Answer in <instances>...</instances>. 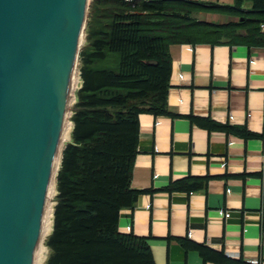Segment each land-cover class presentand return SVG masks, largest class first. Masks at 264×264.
<instances>
[{
    "label": "crops",
    "instance_id": "1",
    "mask_svg": "<svg viewBox=\"0 0 264 264\" xmlns=\"http://www.w3.org/2000/svg\"><path fill=\"white\" fill-rule=\"evenodd\" d=\"M169 52L168 113L139 116L131 186L145 191L121 210L118 229L144 237L155 264H264V44L174 43ZM189 177L210 179L197 190L170 189ZM195 245L208 247V257Z\"/></svg>",
    "mask_w": 264,
    "mask_h": 264
},
{
    "label": "trees",
    "instance_id": "2",
    "mask_svg": "<svg viewBox=\"0 0 264 264\" xmlns=\"http://www.w3.org/2000/svg\"><path fill=\"white\" fill-rule=\"evenodd\" d=\"M244 1L231 6L198 0H93L90 43L80 54L82 86L74 105L72 139L57 173L46 264H155L144 237L118 229L121 210L134 207L145 191L131 186L139 116L168 113L171 44H264V0H252V10L242 8ZM202 11L239 20L204 22L197 17ZM209 179L185 178L170 189L197 190ZM195 247L208 257V247ZM222 261L252 264L227 257Z\"/></svg>",
    "mask_w": 264,
    "mask_h": 264
},
{
    "label": "water",
    "instance_id": "3",
    "mask_svg": "<svg viewBox=\"0 0 264 264\" xmlns=\"http://www.w3.org/2000/svg\"><path fill=\"white\" fill-rule=\"evenodd\" d=\"M91 0H0V264H33Z\"/></svg>",
    "mask_w": 264,
    "mask_h": 264
},
{
    "label": "rangeland",
    "instance_id": "4",
    "mask_svg": "<svg viewBox=\"0 0 264 264\" xmlns=\"http://www.w3.org/2000/svg\"><path fill=\"white\" fill-rule=\"evenodd\" d=\"M93 2V0H91V3ZM91 3H90V6H89V11H88V18H87V23H86V28H85V33H84V37H83V40H82V45H81V49H80V52H79V57H78V61H77V68H76V76H77V83L74 87V94H73V99L71 101V104H70V108H69V113L67 114V121L68 123H71L69 125V127L71 126V129L69 128V131L67 129L68 132H65V136L62 138V141H61V148H60V152H59V155H58V158H57V168L59 170V167H60V163H61V159H62V153H63V149L64 147L66 146L67 143H69L72 139V136H71V133H72V127L74 126L73 124V121H72V117H73V114H74V105L76 104L77 102V92H79V89L80 87L82 86V78H81V58H80V54H81V50L82 48H85L89 45V41H88V38L90 37V31H89V28H88V23H89V13H90V7H91ZM250 8V7H249ZM100 25V22L97 21L96 23H94V26L95 27H98ZM69 117V118H68ZM58 170H57V173H58ZM57 173L55 174V178L53 180V186H54V190H53V193L50 194V198H49V202L51 203V206H52V215L54 214V210H55V205L57 204ZM49 205V204H48ZM54 219V217H52ZM54 222V220H53ZM53 222H51V225L49 227V230L48 232L45 234V236L43 237V246H44V249H45V258H44V261L42 262V264H46V260L50 254V249L47 247V244H46V239L47 237L49 236V234L51 233L52 229H53Z\"/></svg>",
    "mask_w": 264,
    "mask_h": 264
},
{
    "label": "bare ground",
    "instance_id": "5",
    "mask_svg": "<svg viewBox=\"0 0 264 264\" xmlns=\"http://www.w3.org/2000/svg\"><path fill=\"white\" fill-rule=\"evenodd\" d=\"M75 73H76V70H75ZM76 83H77V76L75 74V76L73 78L71 101L73 99V94H74L73 92H74V87H75ZM70 124L71 123H68V121L66 119L65 120V123H64V130H63L62 137L65 136V132H68L69 131V128L71 129V126L69 127ZM67 129H68V131H67ZM53 170H54L53 171V178H52V181H51V184H50V187H49L48 199H47V204H46L45 213H44V219H43V225H42L41 241H40V244H39V247H38V250H37V253H36V256H35V259H34V263L33 264H42V262L44 261V258H45V249H44V246H43V237L48 232L49 227L51 225V222H53V218H52L53 217V215H52V211L53 210H52L51 203L49 202V198L51 196L50 194H52L53 193V190H54L53 180H54L55 174L57 173V170H58V168H57V160H56V164H55V167H54Z\"/></svg>",
    "mask_w": 264,
    "mask_h": 264
},
{
    "label": "built area",
    "instance_id": "6",
    "mask_svg": "<svg viewBox=\"0 0 264 264\" xmlns=\"http://www.w3.org/2000/svg\"><path fill=\"white\" fill-rule=\"evenodd\" d=\"M125 1H127V2H129V3L134 2V0H125ZM261 30H262V32L264 33V23H263L262 26H261Z\"/></svg>",
    "mask_w": 264,
    "mask_h": 264
}]
</instances>
